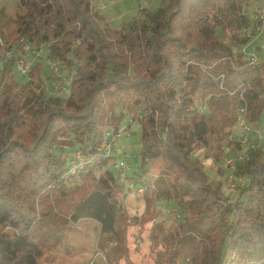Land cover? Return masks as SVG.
I'll return each instance as SVG.
<instances>
[{"label":"trees","instance_id":"1","mask_svg":"<svg viewBox=\"0 0 264 264\" xmlns=\"http://www.w3.org/2000/svg\"><path fill=\"white\" fill-rule=\"evenodd\" d=\"M18 3V37L43 45L71 82L58 97L43 85L41 60L23 84L12 60L0 65V264H55L47 251L81 220L116 235L125 182L141 183L160 160L175 173L155 191L179 215L170 264H264V140L238 164L245 198L233 203L191 155L203 149L219 158L239 117L253 126L264 117V59L250 65L241 53L245 0H162L118 29L99 0ZM131 123L141 126L136 179L120 181L112 156L68 173L60 142L87 158L108 128L127 132ZM81 177L92 188L77 198ZM57 202L70 205L65 219Z\"/></svg>","mask_w":264,"mask_h":264},{"label":"rangeland","instance_id":"2","mask_svg":"<svg viewBox=\"0 0 264 264\" xmlns=\"http://www.w3.org/2000/svg\"><path fill=\"white\" fill-rule=\"evenodd\" d=\"M162 0H99L98 8L106 19L108 25L113 29H118L122 24L134 21L141 9L154 12L160 6ZM23 13V9L18 0H0V39L11 49V45L21 40L17 34V19ZM260 41L254 46L248 47L247 52L260 47ZM256 51V50H255ZM18 54L17 51H11ZM261 53V55H260ZM43 54L47 56L44 49ZM258 59H264V50L257 51ZM31 60V58H28ZM41 80L47 81L50 77L48 63L41 60ZM2 59L0 58V65ZM62 71L63 76L65 75ZM16 83L23 84L27 77L13 72ZM51 91L47 85L46 88ZM69 87L62 92V97L66 98ZM128 122L127 118L122 121V126ZM251 130H259L264 136V117L258 126L248 125ZM242 129L235 124L229 135V144L224 145V151L219 158H214L204 152L203 149H194L192 156L202 161L204 171L209 179L214 183H219L220 191L225 195L230 203L236 199H244L243 187L231 188L224 180L225 172L221 169L222 160L225 157L238 156L247 153V149L238 143ZM126 136L114 146L111 151L114 164L122 162L123 155L126 154L131 166L126 177L136 179L141 162V126L131 123ZM250 142L255 140V136L249 134ZM60 147L64 154L71 156L72 149L67 141L60 142ZM114 164L109 165V169L117 174L118 170ZM174 167L167 161L160 160L151 171L142 175V182L126 183V192L123 197V220L118 226V233L114 236L101 235L99 225L91 220H81L76 224H69L63 231L61 245L51 247L47 253L55 257V264H170V255L178 238L177 212L173 206L168 205L165 200H156L155 191L164 189L174 179ZM234 183L244 182L245 178L240 173H235ZM80 185L81 197L91 190L92 181L90 178H80L77 182ZM76 184V185H77ZM144 184L150 186L147 191ZM57 209L64 219L70 211V205L57 202ZM168 208L167 212L162 209ZM174 264H181L178 259Z\"/></svg>","mask_w":264,"mask_h":264},{"label":"built area","instance_id":"3","mask_svg":"<svg viewBox=\"0 0 264 264\" xmlns=\"http://www.w3.org/2000/svg\"><path fill=\"white\" fill-rule=\"evenodd\" d=\"M241 15L247 17V25L241 30V38L245 40V45L241 49V53L247 60L248 64L253 65L258 62L257 51L264 50V0H245V3L241 10ZM260 41V47L252 49L251 52H247L248 47H253L256 42ZM43 45H32L24 39L11 45V49L0 39V58L2 62L12 60L13 70L28 78L29 71L37 60H44L48 63L50 69V77L47 81L43 82L44 87L47 85L51 89V93L55 96L61 97L62 92L66 87H69L71 79L63 76L60 66L52 60L46 58L43 54ZM256 50V51H255ZM11 51H17L18 54H13ZM31 58V60H28ZM237 124L241 127L242 132L239 136L238 143L244 148L253 149L257 143L264 140V136L261 135L259 130H251L245 123L242 117H239ZM255 136V140L250 142L249 134ZM126 130L124 128L114 129L108 128L104 134L100 143V152L93 154L89 157H84L79 150L72 152L69 159L68 173L73 176L80 173L86 166L91 165L98 157L107 158L111 156V151L114 146L126 136ZM122 162L115 164V168L118 170L120 181H124L125 175L130 171L131 166L128 156L124 154ZM247 157V153L239 154L238 156L225 157L221 163V169L225 172L224 180L230 185L231 188H238L244 185V182L234 183V175L236 173L238 164L244 161ZM169 209H162V212H167ZM177 212V211H176ZM176 220L178 222L179 215L177 213Z\"/></svg>","mask_w":264,"mask_h":264},{"label":"crops","instance_id":"4","mask_svg":"<svg viewBox=\"0 0 264 264\" xmlns=\"http://www.w3.org/2000/svg\"><path fill=\"white\" fill-rule=\"evenodd\" d=\"M261 43V42H260ZM260 55H261V53H260Z\"/></svg>","mask_w":264,"mask_h":264}]
</instances>
